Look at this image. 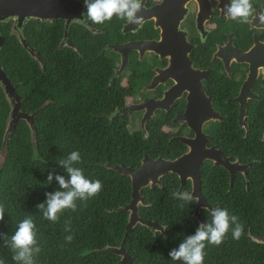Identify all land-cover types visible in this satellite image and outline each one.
Returning a JSON list of instances; mask_svg holds the SVG:
<instances>
[{
  "label": "trees",
  "instance_id": "obj_1",
  "mask_svg": "<svg viewBox=\"0 0 264 264\" xmlns=\"http://www.w3.org/2000/svg\"><path fill=\"white\" fill-rule=\"evenodd\" d=\"M103 25L107 30L112 28L110 22ZM52 31L48 42L39 32L36 46L41 63L15 36L7 35L0 50L1 67L22 98V112L34 115L33 126L20 120L15 130L9 127L12 105L0 86V203L5 205L0 233L10 237L18 223L31 216L41 248L35 264H120L121 257L113 250L124 240L129 213L121 209L131 202L132 186L130 177L113 167L137 169L145 155L174 157L167 149L157 148L161 136L154 120L145 137L143 131L129 128L128 119L117 115L128 90L104 82L115 63L104 61L100 41L83 42L80 48L84 55L80 57L58 47L62 35L59 21ZM29 35L28 27L24 37ZM72 151L81 156V162L74 166L81 168L86 178L101 181L102 190L89 200H77L75 212L65 210L60 220L52 223L36 206L45 202V193L60 190L55 180L50 185L45 182L50 172L67 178L57 161ZM178 184L170 173L162 178L161 187L142 190L146 205L140 206L139 214L156 222L161 234L141 224L135 227L125 241L134 264H182L172 261L169 253L194 234L200 222L194 216V206L180 207L182 202L172 197ZM247 198H251L249 191L238 190V204L220 207L239 217L244 232L236 240L230 229L222 243L227 244L224 249L207 245L204 264L261 263L264 257L255 251L258 245L249 234H264V202L260 201L264 196L254 197L257 201L253 206L240 203ZM201 215L208 219L205 210ZM66 226L71 232L65 231ZM67 235L74 237L71 243L66 242ZM12 255L0 238V258L5 264H15Z\"/></svg>",
  "mask_w": 264,
  "mask_h": 264
},
{
  "label": "flooded vegetation",
  "instance_id": "obj_2",
  "mask_svg": "<svg viewBox=\"0 0 264 264\" xmlns=\"http://www.w3.org/2000/svg\"><path fill=\"white\" fill-rule=\"evenodd\" d=\"M4 1L0 0L1 48L7 35L15 36L41 63L39 32L48 42L57 21L62 26L58 47L65 52L82 57L83 42L100 41L104 61L115 63L104 82L128 90L117 115L128 119L129 128L138 125L148 137L154 120L161 136L157 148L174 157L167 160L192 149L203 152L205 223L211 220L206 209L238 204V190L249 191L251 198L240 203L252 206L254 197L264 196V25L258 20L241 25L226 19L223 9L229 0H143L140 26L113 18L107 30L104 25L80 23L87 11L84 0H77L83 5L82 16L71 20L6 16L11 9ZM253 4L264 9V0ZM153 10L155 15L148 18ZM28 27L30 39L24 37ZM0 86L4 89L2 82ZM8 99L13 111L16 105ZM156 102L162 107L154 109ZM173 175L179 182L176 191L193 194L192 178L181 188L180 177ZM249 237L264 257V234ZM260 262L264 264V258Z\"/></svg>",
  "mask_w": 264,
  "mask_h": 264
},
{
  "label": "clouds",
  "instance_id": "obj_3",
  "mask_svg": "<svg viewBox=\"0 0 264 264\" xmlns=\"http://www.w3.org/2000/svg\"><path fill=\"white\" fill-rule=\"evenodd\" d=\"M84 2L87 11L83 19H80V23L85 26H88L89 22L92 25H103L113 18L137 27L144 21L143 15H140L144 10L143 0H84ZM223 12L226 19L241 25L249 24L253 18L258 20L259 25H264V9L257 10L253 0H229V3L224 5ZM80 162V153L72 151L67 157L57 161L67 173V178L52 172L48 174L45 184L50 185L55 180L60 190L45 193V202L36 206L45 220L58 222L65 210L73 212L77 210V200H89L102 190L101 181L86 178L83 170L74 166ZM171 195L182 202L180 207L193 201L198 203V198L192 193L173 191ZM206 210L211 216L210 222L199 224L194 234L186 236L178 248L170 251L172 261H180L182 264H204V249L207 245L220 246L230 229L233 239L238 240L243 235L244 225L238 216L229 215L226 209L219 207ZM4 216L5 205L0 203V221L4 220ZM155 230L161 234L160 229ZM65 231L71 232L70 226H66ZM0 238L3 239L4 246L12 252L15 264H35L34 258L41 252V248L38 246L36 225L31 216L21 220L10 237L0 233ZM73 239L72 235L65 236L68 243ZM0 264H5L3 258H0Z\"/></svg>",
  "mask_w": 264,
  "mask_h": 264
},
{
  "label": "water",
  "instance_id": "obj_4",
  "mask_svg": "<svg viewBox=\"0 0 264 264\" xmlns=\"http://www.w3.org/2000/svg\"><path fill=\"white\" fill-rule=\"evenodd\" d=\"M3 4H8V7L11 9V12L5 14L6 16H19L20 19L25 16H37L40 18L52 19L68 18L71 20L75 17H81L83 10L82 3L77 0H7L6 2L4 1ZM154 15L155 11L153 10L148 18H151ZM1 45L2 42L0 43V48ZM116 49L122 50L121 47ZM171 72L172 69L166 71V73ZM0 82H2L4 86L5 93L16 105L11 114L9 127H12V129L15 130L20 120H26L33 126L34 115L30 116L22 112V99L6 73L3 71L1 65ZM162 102L154 103V109L162 107ZM147 116L150 117L152 114H148ZM199 129L198 132L200 133ZM202 153L203 152L192 149L190 153L176 160H167L164 158L151 159L149 156L145 155L140 167L137 169L122 166L113 167L114 170L120 174L129 176L132 186L131 202L121 209V211L129 213L124 240L119 248L113 250L115 254L121 257L120 264H134V260L126 251L125 241L136 226L141 224L153 229L159 228V225L156 222L144 220L140 216V206L146 205L145 198L142 196L141 192L147 187L161 186L162 178L170 173L177 174L180 177L181 188L185 186V183L189 178L193 179V196L198 198V205L195 208L194 216L200 224L205 223V220L201 215V210L205 208V201L201 194L200 179V167L204 161Z\"/></svg>",
  "mask_w": 264,
  "mask_h": 264
},
{
  "label": "rangeland",
  "instance_id": "obj_5",
  "mask_svg": "<svg viewBox=\"0 0 264 264\" xmlns=\"http://www.w3.org/2000/svg\"><path fill=\"white\" fill-rule=\"evenodd\" d=\"M123 119H125V117H124ZM138 128H139L138 125H133V126L131 127V129H133V130L138 129Z\"/></svg>",
  "mask_w": 264,
  "mask_h": 264
}]
</instances>
